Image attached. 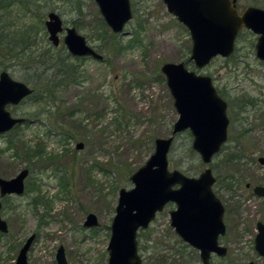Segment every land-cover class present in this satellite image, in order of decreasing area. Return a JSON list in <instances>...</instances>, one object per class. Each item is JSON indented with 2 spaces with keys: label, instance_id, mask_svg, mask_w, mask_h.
I'll use <instances>...</instances> for the list:
<instances>
[{
  "label": "rangeland",
  "instance_id": "rangeland-1",
  "mask_svg": "<svg viewBox=\"0 0 264 264\" xmlns=\"http://www.w3.org/2000/svg\"><path fill=\"white\" fill-rule=\"evenodd\" d=\"M129 1L133 18L115 41L105 21L106 30L100 25L104 19L94 0H23L26 6L17 1L0 7V30L8 33L3 47L25 48L22 57L13 59L15 52H0V70L16 80L32 85L36 78L37 89L51 87L44 81L52 72H42L33 55L48 46L56 55L68 53L62 41L55 47L47 38L44 21L50 11L62 18L64 27L76 28L104 59H70L83 80L63 83L51 101L26 99L8 107L13 117L32 121L0 134V176L12 178L24 168L30 173L23 194L0 200L1 218L8 224L0 232V264H14L19 248L33 234L28 264H56L60 244L68 264H108L118 192L132 188L131 173L152 155L155 138L172 135L178 117L160 70L170 61L210 76L220 96L245 108L247 117L230 124L232 141L209 163L201 162L191 148L189 130L173 134L168 152L169 170L196 177L209 166L216 179L212 189L225 205L222 244L229 249L224 257L212 256L210 264H264L254 247L255 223L264 222V198L252 192L254 185L264 184V164L257 159L264 157V61L256 56L257 34L243 27L230 56L217 55L198 68L189 58L192 41L186 26L162 0ZM253 5L264 10V0L236 4L240 11ZM23 33L27 42L20 40ZM236 97L241 101H234ZM90 212L97 216V226L83 225ZM136 240L142 264H202L198 252L158 212L145 230L139 228Z\"/></svg>",
  "mask_w": 264,
  "mask_h": 264
},
{
  "label": "water",
  "instance_id": "water-1",
  "mask_svg": "<svg viewBox=\"0 0 264 264\" xmlns=\"http://www.w3.org/2000/svg\"><path fill=\"white\" fill-rule=\"evenodd\" d=\"M105 23L115 34L123 33L125 24L133 18L129 0H94ZM170 13L183 23L190 36L192 47L190 60L194 66L202 68L213 57H228L232 54L238 31L245 27L257 34L255 52L264 61V10L256 6H246L239 12L237 0H162ZM48 40L54 46L63 43L70 55L91 56L103 60L73 26L63 29L62 18L50 11L44 21ZM166 79L178 117L169 137L155 138L152 155L130 175L132 188L122 187L118 192L116 212L110 225L111 234L107 245L108 264H141L137 251L136 234L155 219L163 204L172 200L177 204L171 212L172 225L189 244L200 250V259L209 263L210 252L224 255L226 247L219 245L218 235L223 234V206L212 191L214 176L206 166L196 177L188 176L178 169L169 170L168 152L173 134L188 128L192 134V149L197 151L201 162L209 163L226 141L228 118L226 102L217 95L211 77L188 70L182 61L164 62L160 65ZM31 90L22 82L13 80L5 71L0 72V134L11 130L23 117H13L5 109L6 104H18ZM83 148L82 142H77ZM261 159V158H260ZM264 161L263 159H261ZM27 168L12 178L0 176V198L9 194L24 193V179ZM178 184V187H175ZM253 191L264 196V186H256ZM2 203H0L1 209ZM84 226L98 225L93 212L87 214ZM254 238L258 256L264 257V223L257 222ZM7 230L6 221L0 214V232ZM34 234L29 236L17 253L14 264H27V250ZM57 264H68L62 246L56 252ZM243 264H252L247 262Z\"/></svg>",
  "mask_w": 264,
  "mask_h": 264
},
{
  "label": "trees",
  "instance_id": "trees-1",
  "mask_svg": "<svg viewBox=\"0 0 264 264\" xmlns=\"http://www.w3.org/2000/svg\"><path fill=\"white\" fill-rule=\"evenodd\" d=\"M3 1L4 0H1L0 2V7L2 9L8 7V6H11L14 2H19L20 4H23L24 6H26L23 2V0H9L6 2V4L3 5ZM100 25L103 26V29L106 30V27H105V23H104V20L100 21ZM99 35V34H98ZM97 35V36H98ZM27 37L26 34H22L21 36V39L22 40L24 37ZM101 37L103 38L104 35H101ZM110 37L113 38V40L115 41V37H116V34H111ZM6 38H8V33H5L3 32L2 30H0V52L2 50L5 51V53H9V54H12L13 52V56L11 57L12 59L13 58H17V57H22L21 54H24V49L23 46L20 48L22 49L20 51H17L16 50V45H11V46H8L6 47L7 45V40ZM3 39H5L4 42H6V45H4L3 47ZM23 42H27L26 41V38L24 40H22ZM15 42H18L17 40H15ZM14 42V43H15ZM37 49H39L38 47H35L34 51ZM63 49V48H62ZM59 51H57L58 53ZM63 52V51H62ZM37 55H33V61L36 62L39 66H43V71L44 73H51L50 75V80L48 79H45V83H47V85H50L51 84V87H43L42 90L40 91V93L42 94L41 96H39V99H45L46 101H48V99H51L52 97H54V95H57L56 93L54 92H57L58 91V87L59 86H62L63 83H79V80H83V76L80 75V70L78 69V66L77 65H74V63H72L73 61L70 60V59H78V57H71V55L69 53H66L64 54V56L62 57L59 53L58 55H56V50H54L52 47H49L48 48H44V52H36ZM51 55H55V58L56 60H51L50 61V57ZM53 74V75H52ZM46 77V76H45ZM53 99V98H52Z\"/></svg>",
  "mask_w": 264,
  "mask_h": 264
},
{
  "label": "flooded vegetation",
  "instance_id": "flooded-vegetation-1",
  "mask_svg": "<svg viewBox=\"0 0 264 264\" xmlns=\"http://www.w3.org/2000/svg\"><path fill=\"white\" fill-rule=\"evenodd\" d=\"M65 27H63V29H64ZM245 28V27H244ZM242 29V28H241ZM63 32V31H62ZM62 32L60 33V38H61V36H63L62 35ZM88 43V42H87ZM89 44V43H88ZM90 45V44H89ZM91 46V45H90ZM92 48H93V46H91ZM93 49H95V48H93ZM68 51V50H67ZM75 57H78V56H75ZM84 58H91L92 59V57L91 56H82V57H78V59H84ZM216 93H217V95L219 96V97H221L220 96V94H219V92L216 90ZM223 100H224V98L223 97H221ZM225 102H226V117L228 118V124H227V127H226V129H227V137H226V139H227V141H229V140H231V137H230V133H229V126H230V124H232V122L233 121H237V123H243V122H245V121H247V117L246 116H244L245 114H246V112H245V108H243V107H240L239 105H233L234 103L233 102H227L226 100H224ZM234 101H241V98L240 97H236L235 98V100ZM32 120H29L28 118H26V117H23V121H22V125L23 126H27V124L28 123H30ZM183 130H189L188 128H186V129H183ZM247 131H248V129H246ZM189 132L191 133V131L189 130ZM193 138V137H192ZM192 141V140H191ZM232 141V140H231ZM234 142H236V139H234ZM192 144V143H191ZM227 144V142L224 144V145H226ZM223 145V146H224ZM263 159L264 160V157L263 156H261V155H259V157L257 158L258 159V162L259 163H261V164H264V161H262L261 159ZM205 169V168H204ZM30 171V170H29ZM201 172V171H200ZM30 173V172H29ZM29 173H28V175H29ZM27 175V176H28ZM199 175V174H198ZM26 176V177H27ZM3 178V177H2ZM215 177H214V182H213V184H215ZM179 185L178 184H175V186L173 187V188H175V187H178ZM256 186H264V184H261V185H254L253 187H252V192H254L253 191V189H254V187H256ZM212 187H213V185H212ZM212 191H213V193L216 195V197H217V199H219V201H220V203L222 204V206H223V213H222V222H223V225H225V220H224V210H225V205L221 202V199H220V195H218L219 193H216V191H215V189L213 190L212 189ZM25 192V191H24ZM255 193V192H254ZM23 194V193H22ZM256 194V193H255ZM9 195H11V194H9ZM20 195V194H19ZM258 197H263L264 198V196H259L258 194H256ZM5 196H7V195H5ZM2 198H0V200H1ZM1 203V202H0ZM1 207H2V205H1ZM163 208L160 210V211H157L159 214H162L163 216L164 215H166V217H168V221H169V225H170V227L171 228H173V230H174V232L178 235V237L179 238H181L185 243H187V244H189V242H187L186 240H185V238H183L179 233H178V231H176V227H174L173 225H172V217H171V212L172 211H174V210H176V208H177V204L175 203V201H172V200H168V201H166L164 204H163V206H162ZM1 210V209H0ZM157 212H156V214H157ZM95 214V213H94ZM156 214H155V216H156ZM87 216V215H86ZM97 217V216H96ZM85 220V219H84ZM152 222V221H151ZM150 222V223H151ZM258 222H260V221H258ZM149 223V224H150ZM256 223H257V221H256ZM255 223V224H256ZM262 223V222H261ZM264 223V222H263ZM98 224H99V221H98ZM84 225V224H83ZM149 226V225H148ZM7 230H8V224H7ZM6 230V231H7ZM226 230H227V227H226V225H225V231H224V233L223 234H220V235H218V240H217V242H218V244L219 245H222V246H224V247H226V249H227V251H228V247L227 246H225V245H223L222 244V238H223V235H225V233H226ZM5 231V232H6ZM257 224H256V233H257ZM5 232H2V233H5ZM255 233V234H256ZM31 236V235H30ZM256 236V235H255ZM29 237V236H28ZM27 237V238H28ZM33 239H34V237L32 238V241H33ZM27 240V239H26ZM25 240V241H26ZM32 241L30 242V246H29V248L31 247V243H32ZM24 244V243H23ZM23 244H22V246H23ZM190 245V244H189ZM21 246V247H22ZM59 246H62L63 247V245L62 244H60ZM191 246V245H190ZM20 247V248H21ZM192 247V246H191ZM255 247V246H254ZM20 248H19V250H20ZM29 248H28V250H29ZM59 248V247H58ZM192 248H194V247H192ZM197 252H198V257H199V259H200V250L199 249H197V248H194ZM18 250V251H19ZM27 250V251H28ZM58 250V249H57ZM57 250H56V252H57ZM63 250H64V247H63ZM227 251H226V253H227ZM56 252H55V254H56ZM18 253V252H17ZM226 253L224 254V255H221V256H218V254L216 253V252H210V259H209V263L208 264H210V261H211V257L212 256H217V257H219V258H221V257H224L225 255H226ZM27 254V253H26ZM16 256H17V254H16ZM66 256V255H65ZM17 258V257H16ZM67 260V259H66ZM15 261H16V259H15ZM15 261H14V263H15ZM201 261H202V259H201ZM55 263L57 264V260H56V255H55ZM67 263H68V261H67ZM28 264V263H27ZM141 264H142V262H141ZM202 264H204L203 262H202Z\"/></svg>",
  "mask_w": 264,
  "mask_h": 264
},
{
  "label": "bare ground",
  "instance_id": "bare-ground-1",
  "mask_svg": "<svg viewBox=\"0 0 264 264\" xmlns=\"http://www.w3.org/2000/svg\"><path fill=\"white\" fill-rule=\"evenodd\" d=\"M237 4V3H236ZM237 7V6H236ZM245 8V7H244ZM238 10V9H237ZM239 12H242V11H240L239 10ZM113 33V32H112ZM114 34V33H113ZM116 34V33H115ZM96 50V49H95ZM97 51V50H96ZM98 52V51H97ZM99 53V52H98ZM101 54V53H100ZM75 56H77V55H71V57L73 58V57H75ZM103 56V55H102ZM78 57H82V56H78ZM96 60H98V59H96ZM104 60V59H103ZM99 61H102V60H99ZM161 70V69H160ZM1 71H5L7 74H9L10 75V77L13 79V80H15V81H17V82H22V83H24V84H26V86L31 90V92L30 93H28V94H26L24 97H22L21 98V100L19 101V103L18 104H21V102H24L26 99H30V100H34L35 102H39V101H42L43 100V98L42 99H39V96H41L42 94L40 93V91L42 90V88H43V86H42V88L41 89H37L36 88V85H37V83H36V78H34V80H33V82H31V84L32 85H30V84H28L29 82H24V81H22V80H16L15 78H13L12 77V75L10 74V73H8V71L7 70H5V69H2V70H0V72ZM45 100V99H44ZM51 101V99H48V101ZM10 105H14V104H6L5 105V109L9 112V109H8V107H11ZM17 105V104H16ZM10 113V112H9ZM57 115L59 116V117H61L62 115H59V113H57ZM28 119H29V117H27ZM30 120V119H29ZM10 131V130H9ZM226 137H227V132H226ZM227 142V139H226V141L225 142H223L221 145H220V148H219V150L222 148V146L225 144ZM192 145V144H191ZM192 148V147H191ZM218 153V152H217ZM216 155V154H215ZM214 155V156H215ZM189 176V175H188ZM117 204V203H116ZM97 226V225H96ZM256 251V250H255Z\"/></svg>",
  "mask_w": 264,
  "mask_h": 264
}]
</instances>
